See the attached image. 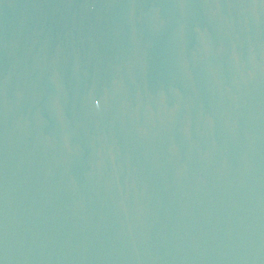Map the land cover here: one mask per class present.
<instances>
[{"label":"water","instance_id":"obj_1","mask_svg":"<svg viewBox=\"0 0 264 264\" xmlns=\"http://www.w3.org/2000/svg\"><path fill=\"white\" fill-rule=\"evenodd\" d=\"M0 264H264V0H0Z\"/></svg>","mask_w":264,"mask_h":264}]
</instances>
